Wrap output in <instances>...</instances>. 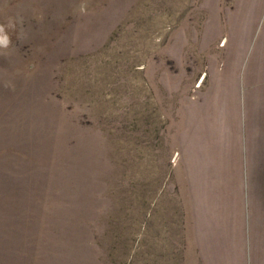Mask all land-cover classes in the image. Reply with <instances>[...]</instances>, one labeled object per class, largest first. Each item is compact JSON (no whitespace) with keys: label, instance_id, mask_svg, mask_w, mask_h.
<instances>
[{"label":"rangeland","instance_id":"1","mask_svg":"<svg viewBox=\"0 0 264 264\" xmlns=\"http://www.w3.org/2000/svg\"><path fill=\"white\" fill-rule=\"evenodd\" d=\"M0 24V264H187V130L204 106L263 137L264 0H0ZM258 203L203 264H264Z\"/></svg>","mask_w":264,"mask_h":264},{"label":"crops","instance_id":"2","mask_svg":"<svg viewBox=\"0 0 264 264\" xmlns=\"http://www.w3.org/2000/svg\"><path fill=\"white\" fill-rule=\"evenodd\" d=\"M195 120L187 130V264H203L208 248L237 256L241 214L256 216L264 202V134L254 144L229 124L221 129L227 121L204 106Z\"/></svg>","mask_w":264,"mask_h":264},{"label":"clouds","instance_id":"3","mask_svg":"<svg viewBox=\"0 0 264 264\" xmlns=\"http://www.w3.org/2000/svg\"><path fill=\"white\" fill-rule=\"evenodd\" d=\"M8 29H14L15 25L11 22L7 24ZM11 36L9 32L6 30V26L0 24V49H8L11 45Z\"/></svg>","mask_w":264,"mask_h":264}]
</instances>
